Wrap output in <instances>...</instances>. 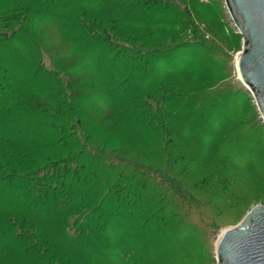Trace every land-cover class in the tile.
Returning <instances> with one entry per match:
<instances>
[{"label": "trees", "instance_id": "1", "mask_svg": "<svg viewBox=\"0 0 264 264\" xmlns=\"http://www.w3.org/2000/svg\"><path fill=\"white\" fill-rule=\"evenodd\" d=\"M141 9L171 11L163 0H0V255L12 256L15 264L125 263L139 255L143 217L132 215L135 208L148 210L165 202L199 207L177 177L202 175L200 182H190L196 189L215 179L216 185L228 187L238 176L239 170L231 172L234 166L227 177L207 169V153L204 162L190 167L187 154L175 152L179 158L162 164L165 183L155 182L161 179L154 173L160 170L163 153L172 154L169 143L172 148L175 144L169 112L166 129L155 124L159 119L151 106L156 82L148 73L186 45L147 53L129 49L128 41L134 39L128 28L159 26L144 24ZM134 12L138 19L125 17ZM41 18L56 28L57 47L46 44L43 33L39 36L32 28ZM70 52L74 58L80 54L95 61V83L86 82L77 66L66 63ZM141 66L150 71L141 73ZM146 80L150 88L136 85ZM95 94L107 102L114 128L97 125L98 114H91L90 103ZM170 96L178 99L175 93ZM159 139L164 150H157L158 159H152L154 169L106 150L131 143L149 149ZM217 164L214 161L215 170ZM218 195L237 202L228 191ZM145 213L150 219L159 217L151 209ZM126 217L125 232L137 230L138 236L120 243L123 234L120 229L112 233L110 225Z\"/></svg>", "mask_w": 264, "mask_h": 264}, {"label": "rangeland", "instance_id": "2", "mask_svg": "<svg viewBox=\"0 0 264 264\" xmlns=\"http://www.w3.org/2000/svg\"><path fill=\"white\" fill-rule=\"evenodd\" d=\"M125 1L131 4V0ZM163 3L169 5L171 11L161 14L157 10L141 9L144 17L139 18L146 25L155 23L158 27L148 30L130 27L126 31L134 39H129L128 44L132 45L129 49L135 53H147L149 49L175 50L183 43L186 45V48L175 50L166 59L155 63L157 65L150 73L149 68L141 66V73L146 70L144 74L148 73L149 80L156 82L155 100L151 106L152 113L156 112L159 119L155 124L166 129L170 120L171 139L175 144L172 148L169 143L172 154L163 153L160 170L154 173L161 179H155V182L165 183L162 182L165 174L162 164L172 157L179 158L180 155L173 156L175 152H185L190 167L207 153V169L226 175L234 166L236 170L233 168L231 172L236 174L239 170V173L236 179L229 180L228 187L216 185L218 179H215L192 189L190 182H200L202 175L193 177V180L177 177L189 196L199 200L196 202L199 207H171L172 203L165 202L149 207L159 215L155 219H150L149 212L145 213L150 209L146 210L142 205L134 212L128 209L127 214L131 212L134 216L143 217L139 219L138 227L136 251L139 255L125 259L122 264H216V243L223 230L235 227L252 208L264 205V122L252 95L239 79L236 59L242 50V39L234 29L224 1L163 0ZM125 17L138 19L136 12ZM31 25L37 35L43 33L39 36L46 44L57 47L58 32L50 21L36 19ZM67 54L70 61L66 63L77 66L78 74L86 75V82L92 80L95 83L96 73L92 69L95 61L87 55L82 58L76 54L74 58L73 53ZM45 65H48L46 59ZM158 73L159 77L155 75ZM136 85L151 87L147 80ZM170 93H175L178 99L174 100ZM90 103L91 114H98L97 125L114 128V118L110 116L105 99L95 94L90 96ZM167 112L170 114L168 120L165 118ZM117 125L120 130H125L121 124ZM162 142L163 139H159L149 149L131 143L129 147L106 150L154 169L151 161L158 159L157 150L162 149L163 152ZM214 161L219 163L216 170ZM225 191L233 193L237 202L221 200L218 194ZM116 221L112 220L110 228L112 233L120 229V234H123L120 243L136 239L137 230L125 232L129 218ZM124 248H128V244H124ZM113 255L116 256L115 253ZM0 264H15V261L12 256L5 258L0 255Z\"/></svg>", "mask_w": 264, "mask_h": 264}, {"label": "water", "instance_id": "3", "mask_svg": "<svg viewBox=\"0 0 264 264\" xmlns=\"http://www.w3.org/2000/svg\"><path fill=\"white\" fill-rule=\"evenodd\" d=\"M242 50L236 59L239 79L252 95L264 122V0H223ZM216 264H264V205L252 208L216 243Z\"/></svg>", "mask_w": 264, "mask_h": 264}]
</instances>
